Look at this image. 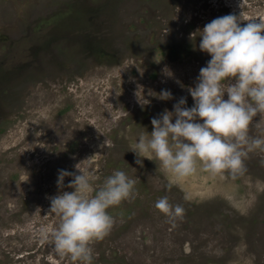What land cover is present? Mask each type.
I'll return each instance as SVG.
<instances>
[{"label": "rangeland", "instance_id": "rangeland-1", "mask_svg": "<svg viewBox=\"0 0 264 264\" xmlns=\"http://www.w3.org/2000/svg\"><path fill=\"white\" fill-rule=\"evenodd\" d=\"M229 13L264 16V0H0V264H78L39 236L59 224L49 197L72 191L67 176L58 190V170L78 168L101 180L121 169L138 192L108 210L92 264H264V152L236 177L198 165L177 179L128 150L179 97L192 105L210 58L193 32ZM162 196L182 219L155 207Z\"/></svg>", "mask_w": 264, "mask_h": 264}, {"label": "clouds", "instance_id": "clouds-1", "mask_svg": "<svg viewBox=\"0 0 264 264\" xmlns=\"http://www.w3.org/2000/svg\"><path fill=\"white\" fill-rule=\"evenodd\" d=\"M242 20L248 22L241 24ZM193 33L195 39L199 37L193 50L198 48L210 58L187 89L192 105L188 106L187 97H179L171 110L151 118L152 131L139 133L128 150L134 152L136 164L143 166L141 158L146 157L177 179L193 174L198 165L211 177H236L246 171L249 153L264 152V128L256 135L249 131L254 118L264 116V16L229 13ZM158 98L169 100L173 94L162 89ZM259 162L264 166V158ZM78 169L79 174L58 170V190L65 188L67 176L72 177L67 184L72 191L49 197L48 212L59 218V224L52 230L41 227L39 236L60 256L92 264L90 243L104 238L114 223L108 210L134 199L138 192L136 180L121 169L102 180L90 170ZM155 207L173 223L183 218L184 208L171 205L167 196L160 197Z\"/></svg>", "mask_w": 264, "mask_h": 264}]
</instances>
